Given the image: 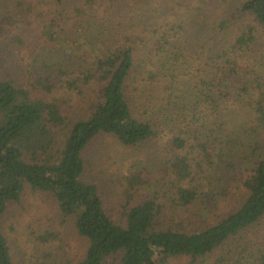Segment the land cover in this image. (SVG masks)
<instances>
[{
	"label": "trees",
	"instance_id": "16d2710c",
	"mask_svg": "<svg viewBox=\"0 0 264 264\" xmlns=\"http://www.w3.org/2000/svg\"><path fill=\"white\" fill-rule=\"evenodd\" d=\"M50 1L47 12L32 0L12 9L17 25L39 16L42 39L75 56L30 69L24 85L0 78V264H26L4 219L29 191L53 195L74 219L85 241L76 264H264V238L253 232L264 228V0H176L166 23L149 13L161 0ZM103 134L126 147L167 139V191L139 201L151 173H132L121 221L85 179L86 150ZM247 164L238 208H210L193 229L164 224L167 196L183 211L216 205L219 185ZM34 234L46 246L40 264H74L59 232Z\"/></svg>",
	"mask_w": 264,
	"mask_h": 264
},
{
	"label": "rangeland",
	"instance_id": "374dc122",
	"mask_svg": "<svg viewBox=\"0 0 264 264\" xmlns=\"http://www.w3.org/2000/svg\"><path fill=\"white\" fill-rule=\"evenodd\" d=\"M18 1L0 0V78L12 79L19 85H24L26 82L25 76L30 69L42 65H51L57 69L59 68L57 63L60 62L59 60L62 59L63 55L71 59L70 56H75V54H71L70 51L72 50L68 49V52L53 51L54 48L42 39L39 32V26L36 24V22L38 23L39 16L30 15L31 17H24L27 24L31 23L32 25L21 26L20 24H15L13 18L21 19L19 16L21 11L12 12L14 5ZM32 1L39 9L45 11H48L52 7L50 0ZM27 2L29 3V1ZM175 2L176 0H161V2L157 1L153 4L149 13L152 14V10L157 11L155 16L157 15L158 19L155 20V23L172 22V19L168 15L173 14L172 9L177 8ZM27 5L26 3V7ZM183 14L184 12L180 7V15L182 16ZM34 17L36 20L32 21ZM22 27L25 30L21 29ZM18 33L20 35L26 33L23 45L14 42L15 36ZM104 37L99 36V38ZM198 44L200 43L197 42L196 45ZM80 51L77 52L79 53ZM187 68L189 66H186L185 69ZM139 98L137 97V99ZM77 111L79 110L77 109ZM242 114L244 121L247 120L249 117L247 112L243 111ZM240 116V112L233 110L228 120L233 122L232 125H235L236 122L240 123L238 120ZM60 137L62 138L63 136ZM166 141L167 139H159L137 147H126L119 143L114 136L103 134L97 137L87 148L85 153L87 162L85 179L92 181L99 187L101 196L104 199L106 214L112 219L116 221L122 220L121 207L126 203L124 194L128 187L126 185V178L132 173L141 171H149L151 173L149 177L152 183L146 190L137 194L139 201L153 198V194L155 196V193L158 191L162 193L167 191L164 188L163 182L166 176L163 168L167 156L164 146ZM249 167L250 165L247 164L241 171L235 173L234 180L219 185L222 188L220 191L222 195L218 197L219 200L216 205L214 201L210 202V200H206L191 210L183 211L178 209L176 205L174 206L167 196L164 199L167 209H165V215L162 216L164 224L172 222L180 224L181 222L184 223L187 229H193L204 224V219H201V216L203 213L207 214L210 208L214 210L218 207L217 211L219 214H224L238 208L246 194L241 182L249 174ZM205 175L211 176L212 171L207 170ZM39 229L56 230L59 232L61 234V241L64 244V250L71 256L74 264L79 261L85 249V241L77 234L74 219L71 217L67 219L63 218L58 202L53 195L47 193L36 194L29 191L19 204H12L10 206L4 219V232L15 249L16 254L23 258L26 264H40L39 258L43 255L42 250L46 248V246L35 241L36 235L34 233ZM253 232L257 233L256 237L264 238L263 227H255ZM247 236L250 239L253 237V235ZM56 247L57 244H54L47 250L53 251ZM215 259L216 256L213 257V260ZM176 264H180V260L176 261Z\"/></svg>",
	"mask_w": 264,
	"mask_h": 264
}]
</instances>
